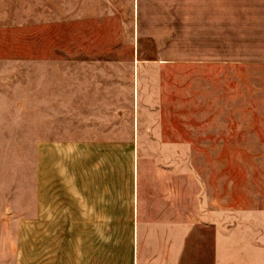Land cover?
<instances>
[{"label":"crops","instance_id":"crops-1","mask_svg":"<svg viewBox=\"0 0 264 264\" xmlns=\"http://www.w3.org/2000/svg\"><path fill=\"white\" fill-rule=\"evenodd\" d=\"M129 16L101 50L35 51L34 136L131 154V264H264V199L220 198L196 156L264 152V133L227 127L228 101L264 95V0H131Z\"/></svg>","mask_w":264,"mask_h":264},{"label":"rangeland","instance_id":"rangeland-1","mask_svg":"<svg viewBox=\"0 0 264 264\" xmlns=\"http://www.w3.org/2000/svg\"><path fill=\"white\" fill-rule=\"evenodd\" d=\"M130 7L131 0H0V259L9 264H131V154L102 153L93 138L60 139L82 142L75 150L36 138L32 79L35 51L101 50L130 22ZM258 97L228 101L234 121L218 130L264 133ZM249 140L264 150V137ZM196 156L216 162L220 198L264 199V152Z\"/></svg>","mask_w":264,"mask_h":264}]
</instances>
